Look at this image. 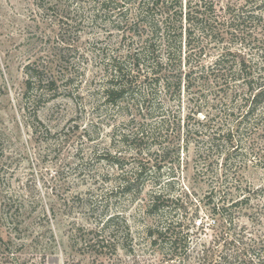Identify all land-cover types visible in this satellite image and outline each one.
<instances>
[{"label": "rangeland", "instance_id": "obj_1", "mask_svg": "<svg viewBox=\"0 0 264 264\" xmlns=\"http://www.w3.org/2000/svg\"><path fill=\"white\" fill-rule=\"evenodd\" d=\"M141 1L0 0V264H264V115L239 125L248 88L207 78L228 49L229 68L241 58L255 65L264 0H193L225 37L195 33L180 100L150 69L133 68L143 43L155 57V8L139 18ZM115 64L131 72L134 89L118 104L107 96ZM27 66L55 86L29 89ZM229 130L238 140L230 153L224 139L211 147ZM141 164L145 183L125 191ZM215 204L234 220L228 234L210 214ZM112 216L108 242L94 244ZM182 220L190 248L171 259L175 251L147 229L178 231Z\"/></svg>", "mask_w": 264, "mask_h": 264}, {"label": "trees", "instance_id": "obj_2", "mask_svg": "<svg viewBox=\"0 0 264 264\" xmlns=\"http://www.w3.org/2000/svg\"><path fill=\"white\" fill-rule=\"evenodd\" d=\"M100 2L102 5H107L111 2V0H100ZM202 3L203 2H196L194 4L193 0H187L186 4L183 3V0H155V2L142 0L138 4L140 7L138 8L139 11L137 12V17L139 18H146L153 9H151V7L155 8V57L148 47L147 42L143 43L142 49L132 54L133 68L137 72H142L143 70L148 72L150 69V71L155 73V84L163 82L167 96L169 91L174 89L176 95L171 96L176 98V100H180L184 90L183 87L185 90L190 91L192 73L184 76L181 68L184 61V49L188 48V51H191L195 47V33L198 31H207L208 34H214V37H219V35L220 39H224L225 37V34L215 25V21L209 18L207 6ZM238 18L241 17L238 16ZM251 18H257V21L261 19L259 15L255 16L254 14L247 17V19ZM245 21L246 19L244 18V22ZM259 44L260 46H256L255 49V55H258V60L255 62L254 66L247 65L244 58H241L238 62L239 67L237 69L226 66L228 65V62H230L228 55L233 53L229 49L224 54H221L219 59H217L213 65L208 66V80L221 85H228V83L233 80L240 82L248 88L250 97L247 98L241 107H247V109L244 110L246 112V116L238 122L239 125L245 121V118L248 115H264V44L260 42ZM188 56V61H190V54ZM175 60H178L179 63L178 68H176L178 72H170L171 74H168L167 67L172 65ZM114 69L116 74L111 82V85L113 86L110 85L108 88L107 96L108 99L118 104V101L123 98L125 93H131L134 89L131 90L130 87L132 83L128 78L131 75V72L125 70L121 64H115ZM165 70L166 72H164ZM26 73L27 86L29 89H33L34 86L35 88L37 86L41 87L42 84H45V86L52 89L56 84V78L53 76L46 77L43 75V72L36 71L30 66H27ZM162 73L163 75L160 76ZM145 80H148V77H146ZM224 92L223 98H225V100L227 98L232 101L233 93L226 92V90H224ZM231 112L234 113V109H232ZM223 139L226 145L229 146L228 150L230 153V149L235 148L238 142V140L234 139V134L231 130L225 132L224 136L221 134H215L211 138V147L218 146L220 141H223ZM228 160L229 154H227L225 158V161ZM120 167L122 169V166ZM147 171L148 168L143 164L136 166L133 171L134 177H131L123 182L122 187L124 190H134L139 187L141 181L145 183L143 176L147 173ZM139 191H142V187ZM158 200L159 196H156V198L154 196L153 200H151L148 204L149 209L156 208L158 206ZM244 201L245 200H242L241 202ZM227 209L228 207L226 205L219 206L218 204H215L209 210L211 215L217 217L215 223H218V226L222 228V231L225 232V234H228L227 230H229V227L234 224L233 219L230 220L229 224L227 223L226 216L224 214V211ZM116 218L119 219V217L112 216L103 223V226L100 227L94 238H91V240L94 241V244L104 247L105 242H108L106 233L109 229H111L112 221L116 220ZM179 225L180 229L178 231L172 230V226L155 228V230L152 226H150L147 229L150 237L155 235V244L159 243V245L163 248L169 247L175 251V253L172 252L173 254L171 259H174L176 255H181L178 254L179 250H182V255H186L190 248L189 232H185V229L188 230L186 221H180ZM127 235L130 236V229L128 228ZM222 237H224V233L222 236H218L216 240ZM256 255L257 257L261 256V254L257 253Z\"/></svg>", "mask_w": 264, "mask_h": 264}]
</instances>
